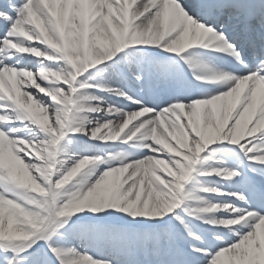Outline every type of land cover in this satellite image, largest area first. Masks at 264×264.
Returning <instances> with one entry per match:
<instances>
[{
	"label": "snow or ice",
	"instance_id": "snow-or-ice-1",
	"mask_svg": "<svg viewBox=\"0 0 264 264\" xmlns=\"http://www.w3.org/2000/svg\"><path fill=\"white\" fill-rule=\"evenodd\" d=\"M0 264H264V0H0Z\"/></svg>",
	"mask_w": 264,
	"mask_h": 264
},
{
	"label": "bare ground",
	"instance_id": "bare-ground-1",
	"mask_svg": "<svg viewBox=\"0 0 264 264\" xmlns=\"http://www.w3.org/2000/svg\"><path fill=\"white\" fill-rule=\"evenodd\" d=\"M17 59L21 60V67L28 66V67H32L33 69L35 68V64L34 63H29V61L32 60L31 57H27V56H25L23 58L17 57ZM205 87H208V86H205ZM111 102L115 103V104H119L120 103L119 101H116L115 99H112ZM97 147L99 149H108L109 151H112V150L118 149V148H126V146H123V145H104V144H98ZM236 159H239V157L236 155V153L234 151H232V161L233 162H237ZM195 203L196 202L193 201V204H195ZM209 215H212V214H209ZM94 250L100 252L101 254H103V250L102 249H94Z\"/></svg>",
	"mask_w": 264,
	"mask_h": 264
}]
</instances>
